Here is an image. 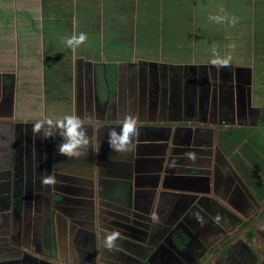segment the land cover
Instances as JSON below:
<instances>
[{
  "label": "crops",
  "instance_id": "1",
  "mask_svg": "<svg viewBox=\"0 0 264 264\" xmlns=\"http://www.w3.org/2000/svg\"><path fill=\"white\" fill-rule=\"evenodd\" d=\"M216 15L227 19L221 23L209 19ZM232 17L237 19L234 25L230 22ZM80 32L87 34V41L75 50L66 47L63 38ZM213 48L221 57L231 56L227 66H212ZM143 63L152 66L153 80L158 81L152 87L155 90L161 84L165 94L170 93L171 86H163L160 75L177 73L182 80L191 81L188 85L197 94L210 95L204 103L210 105L215 94L218 115L230 107L223 100L226 97L230 104V84L239 86L240 95H250V104L246 102L244 109L234 115V126L229 128L228 132L233 133L230 149L217 131L211 135L204 131L201 139H211L214 147L221 146L222 154L213 152L211 163L216 162L218 170L231 171L232 166L242 175L256 178L257 187L264 189V0H0V78H8L12 90L9 116L0 112V171L12 168L14 155L20 157L19 162L25 167L18 153L20 141L8 129L7 121L36 124L45 118L58 120L80 110L84 111L80 114L83 121L88 122L85 111L89 110L92 100L89 92L94 86L87 82L96 80L100 89H109L114 102L127 103L132 94L147 88L139 80H135L134 87L126 85L136 68H146ZM238 67L242 69L236 70ZM192 73L197 74L196 82L190 76ZM104 78H108L107 84ZM187 98L190 99L188 94ZM197 99L192 97L190 101L194 103ZM198 110L194 116H186V123L215 127L194 120L199 117ZM65 111L69 113L64 114ZM234 127L237 128L233 130ZM201 159L205 165L208 157ZM16 171L18 167L15 169L14 165L13 174ZM5 175L0 174V207L8 200V190L13 189ZM209 179L207 184L204 180L189 183L185 192L209 197L204 206L220 221L224 218L221 204L239 216L238 208L228 201L231 196L215 190L213 175ZM206 187L209 192L204 191ZM19 189L23 200L22 179ZM168 191L170 194L160 202L161 209L174 208L179 201L172 193L180 190ZM5 212H0V239L9 240L12 217ZM37 224L27 233L21 230L17 239L31 257L38 261L51 257L49 261L53 264H98L97 256L90 251L94 239L89 227L54 215L42 216ZM182 224L193 234L187 247L191 253H186L192 256L203 241H208L209 223L207 219L197 223L186 218ZM260 232L257 239L264 241V221ZM6 253L0 246V261ZM107 253L110 258L103 264H127L125 259L118 261L127 257L121 252ZM261 257L264 259V254ZM245 263L242 255L229 250L211 264Z\"/></svg>",
  "mask_w": 264,
  "mask_h": 264
},
{
  "label": "water",
  "instance_id": "2",
  "mask_svg": "<svg viewBox=\"0 0 264 264\" xmlns=\"http://www.w3.org/2000/svg\"><path fill=\"white\" fill-rule=\"evenodd\" d=\"M187 84L188 79L180 77L177 92H181L180 88L184 90L182 100L174 101L173 95L165 94L160 84L158 90L147 87L145 91L132 94V101L121 103L123 114L138 111L152 117L139 119V136L129 152L117 153L108 147L109 130L116 128L119 131L122 117L116 118L113 114L119 109L120 102L111 99L109 89L102 90L98 86L93 88L89 110L86 111L88 122L84 121L90 144L86 150L81 149L79 155L68 157L59 153L58 145L62 139L52 134L55 130L45 138L33 130L34 123L12 122V131L20 141L18 153L22 155L25 167L21 166L20 157L14 155L13 166L15 169L18 167V171L13 174V166L0 171V174H8L6 180L13 186L8 190V200L0 207V212L6 211L4 214L12 217V237L0 239V246L7 251L0 264H53L49 261L51 257L40 261L31 257L17 241L21 230L27 233L38 227L37 221L42 216L48 218L51 215L89 227L94 239L90 251L97 256L98 264L110 258L107 253L110 250L127 256L118 259H125L127 264H154L155 261L159 264H211L218 255L229 250L242 255L246 259L245 264H256L253 239L248 236L253 225L248 229L244 227L249 223L247 215L237 216L221 204L224 218L220 221L199 201H209V197L185 192L189 183L196 184L201 178L209 183L211 172L217 170L216 162L211 164L213 152L222 154L221 146L214 147L211 139L202 141L201 133H221L222 142L230 149L233 133L228 132L229 128L234 126V115L244 109L246 102L250 104V95H240L239 86L230 84V104L223 97L224 103L230 105L227 107L228 115L224 110L218 115L216 95L211 96L210 105L204 103L206 96L199 107L185 95ZM76 98L78 100V96ZM97 105L104 107L102 117L97 116L94 110ZM198 108L200 116L194 120L215 124V127L188 124V120L171 114L187 111L194 116ZM74 115L82 119L78 113ZM218 116L223 120H218ZM24 125L30 128L26 129ZM202 156L208 157L205 165L202 164ZM230 168L236 173L232 166ZM45 174L55 176L54 186L41 184V177ZM236 177L248 192L246 183L239 175ZM21 179L25 187L23 200L19 189ZM170 189L180 190L172 193V197L179 199L177 206L161 209L160 202L170 194ZM204 191L209 192L207 187ZM224 192L236 200L240 195L237 185L232 182L225 186ZM153 213L159 216V223L150 219ZM193 216L208 220L210 237L192 256H186V253H191L187 247L192 235L184 229L182 222ZM112 231H118L120 238L114 248L107 249L103 246V239ZM6 232L9 233L8 228Z\"/></svg>",
  "mask_w": 264,
  "mask_h": 264
},
{
  "label": "flooded vegetation",
  "instance_id": "3",
  "mask_svg": "<svg viewBox=\"0 0 264 264\" xmlns=\"http://www.w3.org/2000/svg\"><path fill=\"white\" fill-rule=\"evenodd\" d=\"M141 65H145L146 68L144 66L136 68L137 71L136 72L134 71L130 74V76L128 78L129 83L127 82L126 85L128 84V85L133 86L135 80H139V84H141V85L144 84L148 88L154 87L155 83L158 81L153 80L152 66L145 64V63H143ZM164 69L166 71L172 70V69H168V68H164ZM190 76L193 78V81L196 82L195 77L197 76V74L192 73V74H190ZM160 77H161V80L159 79L160 80L159 82H161L163 84V86H166V85L171 86L170 87V94L173 95L174 101L178 100V99L182 100V98L184 97V92H183L184 90L182 88H180L181 92H177V89L179 87L178 85H179L180 77H182V76L175 73V76L163 74L162 76L160 75ZM199 78L201 79L202 77L199 76ZM189 81L190 80H188V83H189ZM104 82H105V84H107L108 78H104ZM76 83H77V86L80 87L78 79H77ZM87 83H88L87 85H89V86L90 85L96 86L97 81L96 80L95 81L90 80ZM187 86H188V84H187ZM185 89H186L185 95L187 96V94H188V97H190V99H192V97L198 98L197 99L198 101H196L194 103L198 102L199 106H202L203 101H204L203 99L206 96H207V99L209 101L210 95L197 94V91L195 90V88L191 89L190 87H187ZM93 90L91 89V91L89 92V94H92V96H93ZM78 91H80V88H78ZM191 93H193V94H191ZM79 96H80V93H79ZM214 96H215V94H214ZM212 97H213V95H212ZM207 99L205 102H207ZM11 102H12V90H11V85H10L9 79L6 77L0 78V109H1L0 112L4 116H9V114L11 112ZM121 103H125V102H121ZM121 103H120L119 109L115 110V112L113 114L114 117H116V118L123 117V115H124L122 112ZM209 103L210 102H208V104ZM94 110H95L97 116L102 117V114L104 113L103 112L104 107H102L101 105H97V107H95ZM74 113H78L80 115L81 113H84V111L74 110ZM85 113L88 114V112H86V111H85ZM171 114L173 116L179 117L181 120H184L187 117H191V114L187 111L186 112L182 111L180 113L172 112ZM133 115L137 116L138 119H140V120H148V119L152 118L150 115H148V114L143 115L142 113H140L138 111H134ZM198 116H200V114ZM5 124L7 125L9 130H11L13 128V126H11L12 121H7ZM213 149H214V147L212 146V150ZM211 175H213V178L215 181V190L217 192H223L225 190V186L230 182H232L233 185H237V188L240 191V195L238 196L237 200L233 199L231 197L228 201L230 203L234 204L238 208V210L240 211V213L242 215H247L249 223L244 226L245 229H248L249 227H251L253 225L252 230L248 231V236H250L253 239L252 246L255 247L254 250H255L256 255H257L256 264H264V259L261 257V254H264V241L257 239V236H256L257 233L260 232V226L262 225V223L264 221V207L261 208V206H264V189L261 187H257L258 182H256V178L251 177V179H250L249 177H247L246 174H245L246 175V177H245V175H242L238 171L236 173H233L232 171H229V170H224V172H221L220 170L217 169L215 173L211 172ZM237 175H239V177L248 186V189H249L248 192L241 187L240 180L238 182V178L236 177ZM7 176H8V174L6 173L5 177H7ZM244 178H245V180H244ZM199 181H197V182H199ZM7 182H8V180H7ZM8 184H10V182H8ZM199 201H200V203H203V204L205 203L204 199H200ZM190 220L196 221L198 223L202 219L200 217L197 218V217L193 216L190 218ZM190 234L193 236L192 233H190ZM260 234H263V233L260 232Z\"/></svg>",
  "mask_w": 264,
  "mask_h": 264
},
{
  "label": "clouds",
  "instance_id": "4",
  "mask_svg": "<svg viewBox=\"0 0 264 264\" xmlns=\"http://www.w3.org/2000/svg\"><path fill=\"white\" fill-rule=\"evenodd\" d=\"M210 20L217 23L224 22L225 16H210ZM233 25L237 22L235 17L230 21ZM87 34L80 32L69 37L63 38V43L66 47L75 50L81 44L87 41ZM234 47V45L232 46ZM231 61V56L221 57L219 53L213 48V58L210 63L214 66H227ZM140 122L137 116L128 113L124 114L119 121V131L116 128L109 130L107 134L108 147L117 153L129 152L134 147V141L139 136ZM55 130L52 133V130ZM33 130L47 138L49 133L59 135L62 142L58 145L59 153L68 157L79 155L81 149H87L90 144V138L87 134L86 126L83 119L76 115H66L61 119L52 120L45 118L44 120L36 122ZM41 184L43 186H54L56 179L54 175L45 174L41 177ZM150 219L154 223H159V216L155 213L151 214ZM120 238L118 231L107 233L103 239V246L107 249H112L116 246V241Z\"/></svg>",
  "mask_w": 264,
  "mask_h": 264
},
{
  "label": "rangeland",
  "instance_id": "5",
  "mask_svg": "<svg viewBox=\"0 0 264 264\" xmlns=\"http://www.w3.org/2000/svg\"><path fill=\"white\" fill-rule=\"evenodd\" d=\"M69 113V111H65V113L64 114H68Z\"/></svg>",
  "mask_w": 264,
  "mask_h": 264
}]
</instances>
